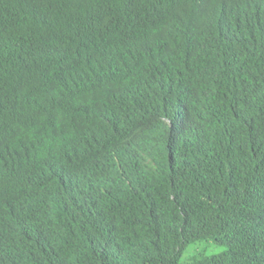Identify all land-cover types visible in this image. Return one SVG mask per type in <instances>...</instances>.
<instances>
[{
	"label": "trees",
	"instance_id": "16d2710c",
	"mask_svg": "<svg viewBox=\"0 0 264 264\" xmlns=\"http://www.w3.org/2000/svg\"><path fill=\"white\" fill-rule=\"evenodd\" d=\"M0 264H264V0H0Z\"/></svg>",
	"mask_w": 264,
	"mask_h": 264
},
{
	"label": "rangeland",
	"instance_id": "374dc122",
	"mask_svg": "<svg viewBox=\"0 0 264 264\" xmlns=\"http://www.w3.org/2000/svg\"><path fill=\"white\" fill-rule=\"evenodd\" d=\"M222 248L216 247L212 245L210 242L208 244H199V245H191L186 248L184 253L182 254V257L180 259V262L187 263L189 262V257L195 253L199 252L203 255L210 256V255H216L222 252Z\"/></svg>",
	"mask_w": 264,
	"mask_h": 264
}]
</instances>
